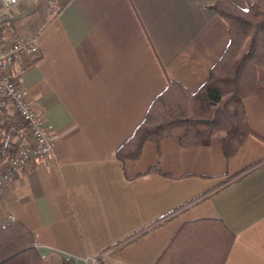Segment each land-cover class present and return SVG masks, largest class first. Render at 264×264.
<instances>
[{"label":"crops","instance_id":"1","mask_svg":"<svg viewBox=\"0 0 264 264\" xmlns=\"http://www.w3.org/2000/svg\"><path fill=\"white\" fill-rule=\"evenodd\" d=\"M214 1L19 0L7 23L37 48L10 69L55 146L19 171L0 220L23 222L39 252L76 264H154L185 221L221 217L236 233L225 264H264V93L244 97L255 133L229 158L219 135L198 145L167 136L139 158L117 156L158 93L171 81L197 90L222 56L230 34Z\"/></svg>","mask_w":264,"mask_h":264},{"label":"trees","instance_id":"2","mask_svg":"<svg viewBox=\"0 0 264 264\" xmlns=\"http://www.w3.org/2000/svg\"><path fill=\"white\" fill-rule=\"evenodd\" d=\"M211 7L228 23L230 41L222 56L197 90L192 92L181 82L171 81L158 93L144 119L119 146V159L139 158L147 142L157 144L167 136L178 137L183 145H198L207 144L215 135L222 137L224 155L229 158L255 133L243 100L256 92L264 93V0H253L247 7L232 0H215ZM159 169L156 164L150 167ZM203 196L198 195L185 206ZM173 214L153 221L145 229L148 231ZM235 237L236 233L221 217L190 219L182 224L154 264H225ZM33 238L31 229L19 220L1 223L0 264H76L72 257L39 252Z\"/></svg>","mask_w":264,"mask_h":264},{"label":"built area","instance_id":"3","mask_svg":"<svg viewBox=\"0 0 264 264\" xmlns=\"http://www.w3.org/2000/svg\"><path fill=\"white\" fill-rule=\"evenodd\" d=\"M18 2L0 0V199L21 169L51 157L55 146L47 117L27 98L10 69L37 48L35 37L22 39L7 23Z\"/></svg>","mask_w":264,"mask_h":264},{"label":"rangeland","instance_id":"4","mask_svg":"<svg viewBox=\"0 0 264 264\" xmlns=\"http://www.w3.org/2000/svg\"><path fill=\"white\" fill-rule=\"evenodd\" d=\"M91 261H93L94 263L98 261V257H92L90 258Z\"/></svg>","mask_w":264,"mask_h":264}]
</instances>
